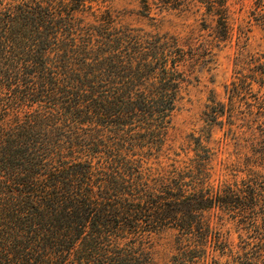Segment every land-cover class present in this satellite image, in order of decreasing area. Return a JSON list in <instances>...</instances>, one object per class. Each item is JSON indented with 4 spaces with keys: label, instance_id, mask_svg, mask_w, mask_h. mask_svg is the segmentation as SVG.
Returning <instances> with one entry per match:
<instances>
[{
    "label": "trees",
    "instance_id": "trees-1",
    "mask_svg": "<svg viewBox=\"0 0 264 264\" xmlns=\"http://www.w3.org/2000/svg\"><path fill=\"white\" fill-rule=\"evenodd\" d=\"M110 1L0 0V264H157L148 243L167 231L184 257L164 264H193L222 243L210 212L264 243V57L242 60L205 113L249 145L211 185L209 148L190 137L196 159L179 160L167 135L210 45L159 31L166 0H139L151 30Z\"/></svg>",
    "mask_w": 264,
    "mask_h": 264
},
{
    "label": "rangeland",
    "instance_id": "rangeland-1",
    "mask_svg": "<svg viewBox=\"0 0 264 264\" xmlns=\"http://www.w3.org/2000/svg\"><path fill=\"white\" fill-rule=\"evenodd\" d=\"M210 1L214 5L212 10L205 0H166L161 9L160 5L153 6L151 15L160 32L176 36L186 46L197 48L208 44L211 47L206 57L210 62L198 67L188 84L182 86L167 135L168 144L179 154V160L196 159V141L190 137L200 139L209 148L211 185L216 186L231 179L223 164L229 165L241 157L239 165L242 166V155L249 151V145L244 139L235 141L227 135V126L209 123L205 113L211 101L226 103L225 87L235 78L242 60L264 57V3L260 0ZM107 7L124 24L153 29L141 16L139 0H111ZM222 17L227 25L225 37L218 26ZM256 91L257 86L253 85V92ZM204 218L220 234L222 243H211L203 253L191 252L185 256L186 260L193 264H264V243H257V235L240 230L227 219L220 222L213 212L205 213ZM148 246L157 264L184 257L180 254L184 243H176L175 234L169 231L153 235Z\"/></svg>",
    "mask_w": 264,
    "mask_h": 264
}]
</instances>
